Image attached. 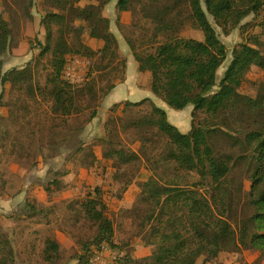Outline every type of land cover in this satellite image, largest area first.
Wrapping results in <instances>:
<instances>
[{"label":"trees","instance_id":"trees-1","mask_svg":"<svg viewBox=\"0 0 264 264\" xmlns=\"http://www.w3.org/2000/svg\"><path fill=\"white\" fill-rule=\"evenodd\" d=\"M36 1L41 13L31 41L36 52L28 65L10 70L4 84L1 58L13 48L15 30L0 11V87L9 91L0 118H8L15 130L13 144L20 148L19 156L28 160L33 155L26 151L24 138L33 134L25 132L24 125L20 127L24 119L19 113H29L30 104L38 103L39 98L50 105L51 115L47 113L37 124L47 144L41 151L50 146L58 154L59 143L66 141L69 132L100 118L101 103L125 81L127 69L117 37L110 31L111 20L102 14L113 0L101 2L91 28L108 36L99 48L82 41L84 30L77 26L68 0ZM13 2L26 13L34 30L35 0ZM135 3L141 6L139 10ZM116 10L119 20L121 13L134 10L132 28L148 37L146 47L128 35L125 39L137 62V85L151 94L142 102L125 101L120 115L128 122V133L149 131L155 145L146 157L151 176L141 183L133 207L123 209L125 223L119 230L134 233L127 241L122 239L121 247L127 249L132 238L160 220L165 232L152 249V264H249L247 250L260 252L264 259V92L242 91L251 74L264 71V0H118ZM217 29L226 37L239 29L244 39L232 49L233 59L214 90L218 70L227 60V47ZM72 55L92 62L87 80L80 85L63 80L67 58ZM117 71L123 73L121 82L115 76ZM153 96L178 111L172 116L176 126L180 127L181 112L190 109L192 129L182 133ZM101 126L103 137L96 146L78 147L80 163L89 173L102 169L106 174L105 162L110 161L111 176L127 178L125 165L139 155L127 144L114 113ZM5 145L0 141V148ZM104 147L108 150L99 152ZM54 185L55 181L44 190L50 193L56 189ZM83 203L94 209H75L74 224L82 219L98 227L88 248L112 242L116 225L108 215L104 189L95 187L92 197ZM27 205L37 212L30 198ZM6 237L0 231V264H16ZM88 248L76 264L91 263ZM62 256L58 241H48V264H59ZM125 264L135 263L127 258Z\"/></svg>","mask_w":264,"mask_h":264},{"label":"rangeland","instance_id":"rangeland-1","mask_svg":"<svg viewBox=\"0 0 264 264\" xmlns=\"http://www.w3.org/2000/svg\"><path fill=\"white\" fill-rule=\"evenodd\" d=\"M117 1H112L115 3V11L109 12L108 16L114 21L115 25L112 28L115 34L111 29L110 31L119 38L117 40L122 58L125 59L127 64L126 79L122 83L121 76L123 73L121 71L116 72L115 76H118V82L121 83L109 92L105 98L109 97L105 105L103 106V102L101 103L99 107L100 118H96L89 125H86L84 129H81L83 131L69 132L66 141L59 143L61 147L58 154H53L57 149H52L50 146L43 147L42 152L41 146L44 144V139L39 135L38 123L47 113L49 116L51 115L50 105L42 101L41 98H39L38 103L32 102L29 113L26 110L25 113L18 114L19 117L24 119L20 127L24 125L25 132L33 134L29 139L24 138V143L27 140L25 143L26 151L33 155L29 160L26 157V159H22L19 156L20 148L13 144L15 130L8 118H0V141L6 143L5 146L0 148V231L5 233L6 238L11 241L16 264H48L46 249L47 242L50 240H57L59 243V249L63 255L59 264H76L79 261L78 257L85 253L89 242L98 234V227L92 222L82 219L80 224L75 225V209L84 207L85 210L93 211L94 207L85 205L83 201L88 197H92V193L97 186L104 189L105 200L109 206L108 215L116 225V238L112 242L104 241L92 244L89 246L90 250L93 246L97 248L100 244H107L110 247L108 243L113 245L115 240L119 242V247H121V245H124L122 239L125 238L127 241L129 236L134 233L119 230L120 225L125 223L123 209L133 207L141 183L150 178L151 173L146 169V157L154 150L155 145L150 141L152 134L149 131L128 133V122L120 115V110L125 101L142 102L143 99L150 98L148 89L141 88L139 84L136 85L140 80L138 70H136L138 69L137 62L134 60L125 38L128 35L132 40H137L138 44L144 42L146 47L148 37L140 29L132 28L131 23L135 19L134 16H136L134 10L121 13L120 20L118 19ZM100 4V0H84L80 9L81 14L85 16L80 18L83 23L76 21V23H81V26L84 25V29H87L84 30L82 41L87 45L96 46V48L102 47L104 44L98 35L91 36L97 33L92 32L91 28L100 14H95L96 9L100 10ZM37 7L38 2L35 0V6L32 8L35 22V29L33 30L27 20L26 13L17 3L13 0H0V11H4L11 27L15 30L13 48H10L5 56L1 58L4 73L2 84L5 83L10 70L28 65L36 52V50H32L31 41H34L41 18V13ZM140 7L139 4L135 3L137 10ZM208 18L211 24L217 28L212 17L208 15ZM254 31L256 33L261 32L260 29ZM217 32L221 41L227 47V60L218 70L217 86L214 90L218 89V84L233 59L232 49L244 39L239 29L229 37L224 36L220 29H217ZM162 41L163 38H160L159 43L161 44ZM148 47L152 49L153 46L149 44ZM112 79L116 83V79ZM254 90L264 92V71L259 72L257 75L251 74L246 79L242 91L253 92ZM8 97L9 91L3 90L1 86L0 111L8 105ZM152 98L157 105L166 109L170 115L171 123L176 126L172 116L178 111L165 104L163 105L156 97L153 96ZM190 107L193 108V106ZM110 112L117 116L118 124L127 144L139 155L138 160L125 165L127 178L111 176L110 172L113 171L110 161L105 162L106 174H103L102 169L89 173L81 165V158L77 155L79 146H96L97 141L103 137L101 125ZM38 116L40 117L39 120ZM181 119L183 120L179 122L181 128L176 127L182 133H188L192 129V117L187 113L185 116L181 115ZM253 120L254 117L251 118V121ZM48 126H51L50 120ZM106 150H108L106 147L99 148V152ZM56 173L59 175H56ZM54 181L56 182V185H54L56 189L50 193L45 191L44 186ZM28 198L35 203L37 212H34L27 205ZM78 202H81V204H77ZM164 232L165 229L160 220L153 221L150 227L139 232L136 237L130 240L127 249L121 247L127 251L126 260L130 258L135 264H152L154 262L152 249L156 247L157 243H160ZM244 254L249 264H264L260 252L247 250ZM229 264L234 263L230 262Z\"/></svg>","mask_w":264,"mask_h":264},{"label":"built area","instance_id":"built-area-1","mask_svg":"<svg viewBox=\"0 0 264 264\" xmlns=\"http://www.w3.org/2000/svg\"><path fill=\"white\" fill-rule=\"evenodd\" d=\"M92 62L84 56L72 55L67 58L63 80L70 85L83 84L90 73ZM108 243V242H105ZM100 244L97 248L93 246L90 250L92 254L90 264H124L127 251L119 247V242L114 244Z\"/></svg>","mask_w":264,"mask_h":264},{"label":"crops","instance_id":"crops-1","mask_svg":"<svg viewBox=\"0 0 264 264\" xmlns=\"http://www.w3.org/2000/svg\"><path fill=\"white\" fill-rule=\"evenodd\" d=\"M101 2L103 1V0H100ZM68 2H69V4L71 5V8H72V12H73V14H74V16L76 17V20L78 21V22H81V23H83L82 21H80V18H84L85 16L84 15H82L81 14V12H80V9H81V7H82V5H83V3H84V0H79L78 2H77V0H68ZM115 11V3L114 2H111L109 5H107L106 6V8L102 11V14H103V16L104 17H106V18H109L110 20H111V31L114 33V31H113V28L112 27H114V21L111 19V17H109L108 15V13L109 12H112V11ZM93 12H94V10H93ZM98 13H100V10L99 9H96V11H95V14H98ZM77 22V26L78 27H81L83 30H87V29H84L83 27H84V25H80L81 23H78ZM115 34V33H114ZM95 35H98V37H100L103 41L102 42H104L105 40H106V38L108 37L107 36V34L105 33V32H97V33H94L93 35H91V36H95ZM117 39L119 40V38L117 37ZM100 43V42H99ZM90 46H93V45H90ZM93 47H96V46H93ZM129 72V71H128ZM124 84H126V83H124ZM137 85V84H136ZM149 96L151 97V94H149ZM120 97H122V96H120ZM109 98V97H108ZM108 98L107 99H105L104 100V102H103V106L105 105V103H106V101L108 100ZM102 106V107H103ZM101 107V108H102ZM109 107H110V105H109ZM108 107V108H109ZM190 109L189 110H185L181 115H186L187 113H189L190 114ZM180 113V112H179ZM188 127V126H187Z\"/></svg>","mask_w":264,"mask_h":264}]
</instances>
